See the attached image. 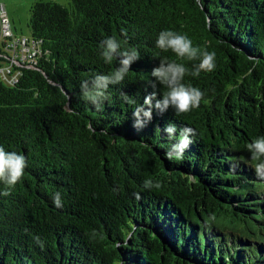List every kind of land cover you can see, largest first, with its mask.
Here are the masks:
<instances>
[{"label": "trees", "instance_id": "1", "mask_svg": "<svg viewBox=\"0 0 264 264\" xmlns=\"http://www.w3.org/2000/svg\"><path fill=\"white\" fill-rule=\"evenodd\" d=\"M27 26L35 63L13 67L12 85L0 75V145L28 160L0 196V264H178L149 230L193 264H264V180L246 147L264 136V0H39ZM163 30L215 52L216 68L184 77L205 94L199 108L154 112L138 131L122 93L142 104L159 59L193 63L156 47ZM110 36L140 59L97 112L80 84L119 67L100 56ZM168 122L197 133L181 160L164 156Z\"/></svg>", "mask_w": 264, "mask_h": 264}, {"label": "clouds", "instance_id": "2", "mask_svg": "<svg viewBox=\"0 0 264 264\" xmlns=\"http://www.w3.org/2000/svg\"><path fill=\"white\" fill-rule=\"evenodd\" d=\"M123 32V30H122ZM126 35V32H123ZM156 47L162 52L171 51L180 60H187L192 63L191 70L183 63L169 61L166 58L159 59V65L151 71L154 78L149 87L151 92L147 94L142 104H137L136 100L127 93H122V99L129 105L135 104L132 112L134 120L133 127L142 131L153 120V113L163 115L172 109L176 116H181L200 107L204 99V92L199 88L184 83L185 75L199 77L201 72H212L216 68L215 52H209L206 48L193 46L192 40L186 34H179L173 30H163L158 34ZM100 56L105 64L111 65L113 61L119 63L115 71L110 74L97 73L90 79L81 81L80 98L90 104L97 112L104 111L105 103L110 97L108 89L123 83L125 77L130 72L134 62L140 59L137 48L131 47L122 50L121 43L115 36H110L100 42ZM198 61V62H197ZM165 89L158 94L157 88ZM171 142L164 156L168 160H181L185 152L194 143L193 137L197 135L195 129L168 122L161 129L156 128ZM92 131H95L92 129ZM249 159L253 162L252 167L258 179L264 180V136L254 138L246 145ZM28 167L26 155L18 151H6L0 145V184L5 186L4 191H0V196L10 195V189L14 188L24 176ZM161 185L153 183L151 179L144 181V187L159 188ZM53 204L59 208L62 206L60 192H56L53 197ZM215 220V215L210 217Z\"/></svg>", "mask_w": 264, "mask_h": 264}, {"label": "built area", "instance_id": "3", "mask_svg": "<svg viewBox=\"0 0 264 264\" xmlns=\"http://www.w3.org/2000/svg\"><path fill=\"white\" fill-rule=\"evenodd\" d=\"M38 46L31 38L14 36L7 12L0 4V57L8 64L0 69V75L7 85L17 81L18 73L13 67H31L39 55Z\"/></svg>", "mask_w": 264, "mask_h": 264}, {"label": "crops", "instance_id": "4", "mask_svg": "<svg viewBox=\"0 0 264 264\" xmlns=\"http://www.w3.org/2000/svg\"><path fill=\"white\" fill-rule=\"evenodd\" d=\"M39 0H0V4H2L7 12V15L9 17L10 23H11V29L13 30V33L15 35L17 34H23L25 33L23 28L21 27L19 30L18 25L15 22L14 16H12V13H18L21 8L27 7L30 8V6ZM47 1V0H43ZM60 3H67L68 0H54ZM19 15V14H18ZM19 25H20V19H18ZM20 31V33H18ZM24 36V35H22Z\"/></svg>", "mask_w": 264, "mask_h": 264}, {"label": "water", "instance_id": "5", "mask_svg": "<svg viewBox=\"0 0 264 264\" xmlns=\"http://www.w3.org/2000/svg\"><path fill=\"white\" fill-rule=\"evenodd\" d=\"M234 51L242 55L248 62H252V57L244 50L234 48ZM149 233L151 234V238L153 239V241L159 245L160 251L164 253L165 255H169L175 263L193 264L192 262L184 259L180 255L175 253L172 250V248L169 246V244L163 238H161L157 233H155L153 230H149Z\"/></svg>", "mask_w": 264, "mask_h": 264}, {"label": "rangeland", "instance_id": "6", "mask_svg": "<svg viewBox=\"0 0 264 264\" xmlns=\"http://www.w3.org/2000/svg\"><path fill=\"white\" fill-rule=\"evenodd\" d=\"M67 3H68V1H67ZM19 14V15H18ZM12 16H14V18H15V22H16V24L18 25V27H19V30H20V28L22 27L23 28V30H24V32L25 33H23V34H17L16 36L17 37H19V36H22V35H24L25 37H28V38H30L31 36H30V31H29V28H28V26H27V23H28V18H29V8H27V7H22L21 8V10L18 12V13H12ZM18 19H20V25H19V21H18ZM18 33H20V31H18ZM138 225V224H137ZM136 225V226H137ZM133 226H135V225H133ZM135 226V227H136ZM138 227H141V226H138Z\"/></svg>", "mask_w": 264, "mask_h": 264}]
</instances>
